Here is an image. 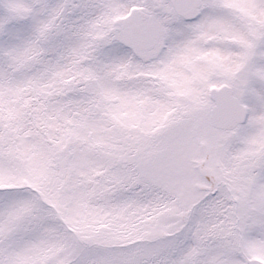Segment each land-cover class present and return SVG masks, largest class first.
<instances>
[{"label": "snow or ice", "instance_id": "snow-or-ice-1", "mask_svg": "<svg viewBox=\"0 0 264 264\" xmlns=\"http://www.w3.org/2000/svg\"><path fill=\"white\" fill-rule=\"evenodd\" d=\"M177 68L198 82L194 99L168 80ZM146 73L160 82L156 125L130 133L123 158L82 188L65 181L79 157L43 132L19 137L30 109L5 117L0 264H264V0H0V89L60 78L55 99L83 109L106 89L145 95ZM69 195L116 210L84 227L64 210ZM144 205L164 215L117 239L123 210Z\"/></svg>", "mask_w": 264, "mask_h": 264}, {"label": "rangeland", "instance_id": "rangeland-1", "mask_svg": "<svg viewBox=\"0 0 264 264\" xmlns=\"http://www.w3.org/2000/svg\"><path fill=\"white\" fill-rule=\"evenodd\" d=\"M196 59L205 67L217 62L216 57L203 61L199 57ZM167 76L171 83L182 89L177 93L178 98H195L198 82L192 81L186 86L182 68L170 71ZM144 78L152 85L145 90V95L137 98L106 89L104 94L96 97L83 109H77L71 101L60 103L59 99L52 100L51 97L59 98L63 93L61 90H53L54 86H50V82L31 89L25 87L24 91L6 92L0 89V134L6 131L4 125L8 121L5 117L11 111L16 108L30 109L34 123L27 124L19 132V137L32 139L38 131L43 132L48 142L57 145L66 156L79 157L81 167L73 175L65 177V181H71L72 187L82 188L90 178L103 175L107 165L123 158L130 133L140 127L152 128L156 125L159 118L156 110L160 96L159 77L154 73H146ZM33 89L36 91L33 92ZM45 98H48L47 103ZM11 134L17 135L15 131ZM16 142L19 143L20 140L17 139ZM30 155L33 160H39L38 154ZM240 155L241 158H247L249 154L242 152ZM60 187L57 173L49 172V190L57 194ZM99 207L97 203H93L89 208H82L69 195L64 210L79 225L87 227ZM133 232V226L124 219L119 223L116 238L127 241Z\"/></svg>", "mask_w": 264, "mask_h": 264}, {"label": "clouds", "instance_id": "clouds-1", "mask_svg": "<svg viewBox=\"0 0 264 264\" xmlns=\"http://www.w3.org/2000/svg\"><path fill=\"white\" fill-rule=\"evenodd\" d=\"M48 82H50V86H54L53 90H61L65 86V81L60 78H52ZM32 91L35 92L36 90L33 89ZM51 99L55 100V97H51ZM45 101H48V98H45ZM96 203L100 206L98 209V211L100 212L116 210L109 208L103 199L97 200ZM170 204L174 205V202H170ZM123 211L125 214V220L133 226L134 232H140L141 234L144 231L150 230L152 227V223H147L146 221L150 220L152 222H155L158 218L164 215V211L162 209L147 205L135 206L124 209ZM168 228L173 234H180L176 237L177 239L182 238L183 234L180 233V227H177L175 222H170L168 224Z\"/></svg>", "mask_w": 264, "mask_h": 264}]
</instances>
